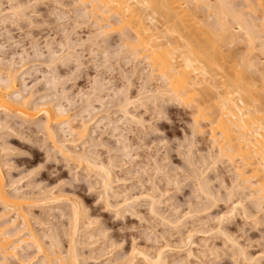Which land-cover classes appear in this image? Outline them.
<instances>
[{
    "label": "rangeland",
    "instance_id": "obj_1",
    "mask_svg": "<svg viewBox=\"0 0 264 264\" xmlns=\"http://www.w3.org/2000/svg\"><path fill=\"white\" fill-rule=\"evenodd\" d=\"M74 1L0 0L3 57L15 55L17 70L24 62V71L18 75L24 82H18V88L26 84L36 103L60 105L75 120L73 124L84 122L87 127L80 137L61 124L57 140L48 139L41 132L44 115L31 124L0 113V123H6V127L0 125L3 184L8 193L25 198L21 206L28 212L33 233L40 234L47 247L53 240L52 244L61 242L56 248L63 252L71 240L78 264H264V203L259 211L251 205L249 191L235 189L236 159L216 156L208 123L216 115L207 116V123L199 118L195 124L197 113L190 99H140L142 92L159 87V77L146 83L145 63L123 41L125 34L106 29L108 34L104 31V36L96 38L100 30L95 20L80 18L83 7ZM68 42L77 44L80 68L74 60L62 58L48 67V49L63 57L60 50ZM21 53L23 62L17 56ZM50 74L57 80L53 87L46 82ZM125 96L134 101L128 107L130 114L140 119L127 120L126 129L119 124L118 108ZM196 125L200 130L194 129ZM60 144L73 154H94L110 170L118 197L103 195L99 174L60 153ZM200 176H204V187L199 186ZM44 198L46 205L40 201ZM150 198L157 202L159 217L150 214ZM238 202L240 207L230 212ZM1 210L0 206V223L14 219L13 212L2 215ZM74 210L78 214L75 233L71 231ZM20 221L17 218L3 229L11 243L25 240L18 256L31 255L30 264H47L27 232L18 231ZM157 253L162 259L152 263ZM4 261L0 257V264H18L14 259Z\"/></svg>",
    "mask_w": 264,
    "mask_h": 264
},
{
    "label": "bare ground",
    "instance_id": "obj_2",
    "mask_svg": "<svg viewBox=\"0 0 264 264\" xmlns=\"http://www.w3.org/2000/svg\"><path fill=\"white\" fill-rule=\"evenodd\" d=\"M74 3L83 7L80 10V18L95 20L100 30L98 31L99 35L95 36L96 38L104 36V31L107 30L119 31L123 33V36L125 34L123 41H127V46H130L131 49L137 50L136 53L138 52V54L136 55L145 63L144 77L146 83L149 84L156 76L159 77L161 80L159 87L157 86L153 91L145 89L146 91L142 92L140 99L150 96L151 98L164 96L169 100L179 102L190 99L192 100L190 105L194 109L193 112L197 113V115H194L195 118L193 117L195 124L198 123L199 118L207 123V120L210 119L207 116L216 115L212 118V121L209 120L210 122H208L210 123L209 126L211 125L210 139L217 148V151H215L217 152L216 156L225 157L231 162L236 159L234 162H236L237 167L232 164L235 166L233 170H235V177L238 181L235 189L249 191L251 205L259 207L260 211V207L264 203V0H75ZM112 18L114 20L110 21ZM93 37L94 35H91L90 38ZM94 39H92L93 42ZM92 40L89 39V41ZM128 40H130L129 44L131 45L128 44ZM74 42H68L66 47L61 46L62 50L60 51H62V55L65 54L63 57L56 55L49 48V57L46 61L50 62L47 63L48 67L49 64H54L56 60L61 61L62 58V61L74 60L77 68H80V53L77 52L79 53L77 55L75 50L77 44ZM81 44L83 43L81 42ZM3 50V46L0 44V113H4L6 116L11 114L16 118H20L22 122L31 124L35 123L34 120L40 115H44L46 122L42 124L41 132L48 139L57 137L58 132L62 131L61 124L69 133H76L80 137L84 136L87 129L86 124H83L84 122L80 126L73 124L75 120L70 119L68 111L60 105L54 108V105H51L49 101L36 103L33 99V93L30 91L27 93L26 84L22 85L21 90L18 88V82H24L18 78V75L24 71L23 61L25 56L22 53L17 55L23 62L17 70L13 58L15 55L5 59ZM40 56L37 53L36 57L39 58ZM53 77L46 80L52 87L57 82ZM64 95L62 97H65ZM127 96L124 97L123 101L120 100V105L118 104L122 116L119 124L122 125L130 119L140 121L136 118L137 116L130 114L128 107L134 101H131ZM35 107H37V110ZM207 109H212V111L209 110L211 112L206 113L207 111L204 110ZM33 110L36 113L32 112ZM89 113L91 112L89 111ZM2 124L6 127V123ZM2 124L0 123V125ZM50 124L55 127L51 128ZM124 129H126V126ZM194 129L200 130V127L197 128L196 125ZM67 148L60 144V149H62L60 153L64 156L67 155L66 157L71 158V161L76 160L79 165L85 166L86 170L99 174L103 195L106 197L110 195L116 197L118 195L112 187L114 179H112L113 176L110 174V170L100 163L99 159L96 161L94 154L77 155ZM67 160L69 161L68 158ZM2 174L0 168L1 213L5 215L13 212L15 217L13 220L11 219L13 222L4 221L0 223L1 260L14 259L18 264L32 263L31 255L29 258L18 256V249L22 248L19 245L25 241L22 239L23 237L22 240L19 238V241L16 239L11 243L9 240L11 236L7 235L8 232H3L4 226L6 227L8 223H14L17 218H20L21 225L18 224V231L25 230L27 232L29 242L31 241L37 252L42 253L45 263L78 264L76 256H74L76 255L74 252L75 247L74 245L71 246L73 244L71 240L68 243L71 244L70 247L63 252L60 248H56L61 242L52 244L56 241L53 240L50 243L51 245L47 247V244L43 242V238L39 236L40 234L33 233L32 227L28 223V212L21 206V200L23 201L25 198L10 194L5 190ZM201 176L200 178L203 181L204 176ZM202 181L199 182V186L202 183L206 185ZM206 189L208 190V188ZM206 189L203 190L204 193L207 192ZM202 190L200 191L203 192ZM152 198H150L149 205L150 214L159 217L161 214L157 211V202L155 203V199ZM45 199L47 198L40 201L44 200V203L46 202ZM108 201H106V204H108ZM116 203L118 204V202ZM123 205L125 204L121 206ZM239 205V202L233 204L229 211H235L236 207H240ZM119 206H117L118 209ZM77 215L74 210V221L71 230H74V233L76 231L74 223L78 217ZM161 219L165 221L164 218ZM18 231L16 232L18 233ZM72 238L70 237V239ZM233 240H230L231 244L234 243ZM29 242L27 243L30 244ZM240 253L245 256L243 251L240 250ZM145 259L150 261L148 257H145ZM161 259V254L157 253L154 262L152 260L151 262L158 263Z\"/></svg>",
    "mask_w": 264,
    "mask_h": 264
}]
</instances>
